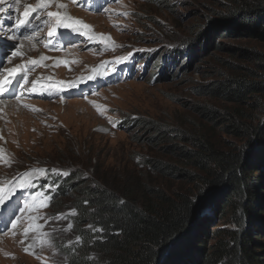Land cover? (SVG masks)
Listing matches in <instances>:
<instances>
[{
    "label": "rangeland",
    "instance_id": "obj_1",
    "mask_svg": "<svg viewBox=\"0 0 264 264\" xmlns=\"http://www.w3.org/2000/svg\"><path fill=\"white\" fill-rule=\"evenodd\" d=\"M21 1L0 4V83L17 81L16 93L0 96V264H100L91 246L100 229L80 209V194H61L58 185L71 171L85 177L97 171L168 193L194 190L186 178L156 167L162 161L176 171L193 170L164 148L179 139L150 141L154 132L141 122L199 126L197 102L225 105L201 92L230 72L222 58L230 59L233 48L264 55V40L217 36L225 48L212 45L201 58L184 45L200 28L213 31L212 10L234 0H109L98 10L58 0L65 16L88 27L70 26L80 41L50 49L47 33L56 24L47 13L60 12L57 2L32 13L48 23L23 36L17 29ZM29 36L27 53L20 46ZM18 49L22 54L14 55ZM38 88L59 94L45 97ZM80 90L84 94H73ZM134 118L141 122L128 126ZM216 136L226 138L219 131Z\"/></svg>",
    "mask_w": 264,
    "mask_h": 264
},
{
    "label": "trees",
    "instance_id": "obj_2",
    "mask_svg": "<svg viewBox=\"0 0 264 264\" xmlns=\"http://www.w3.org/2000/svg\"><path fill=\"white\" fill-rule=\"evenodd\" d=\"M212 14L213 31L200 28L183 42L195 47V58L212 45L225 48L217 36L264 40L262 1L234 0ZM232 53L222 58L230 72L201 89L225 105L197 102L199 126L126 122L149 127L150 141L179 139L164 148L193 170L176 166V171L162 161L156 167L186 178L194 190L168 193L97 171L90 177L71 171L58 185L61 194H80V209L100 229L91 242L100 264H264V55L243 48ZM218 131L226 138L218 139Z\"/></svg>",
    "mask_w": 264,
    "mask_h": 264
},
{
    "label": "snow or ice",
    "instance_id": "obj_3",
    "mask_svg": "<svg viewBox=\"0 0 264 264\" xmlns=\"http://www.w3.org/2000/svg\"><path fill=\"white\" fill-rule=\"evenodd\" d=\"M4 3H6V0H0V4H4ZM15 3H16V5H18L19 0H15ZM50 3H51V0H37V4L35 6H25L23 17L19 18V23L17 24V27H23V26L30 24L29 18L32 16V13L37 12L38 9L47 8ZM8 7L13 8L14 5L9 4ZM58 7L62 8L65 6L61 4V5H58ZM5 10H7V9H5ZM16 10L18 11V8H16ZM123 15H127V13H123ZM47 16L49 18H54L56 26H62V27L68 28L72 25H81V27H85V28L88 27L87 25H83L82 21H80L78 19H73L70 16H64L60 12H48ZM36 18L39 19L38 16ZM65 21H69V22H65ZM44 23L47 24L48 21L45 20ZM53 34H54L53 32H51V31L49 32V36H52ZM25 39H32V37L31 36L25 37ZM18 53H19V49L17 50V53H13V54L15 55ZM19 54H22V53H19ZM33 63H36V61H33ZM3 83L5 85H7L8 82L3 81ZM0 90H3V89H0ZM26 107H27V105H26ZM33 110L35 111L36 109H33ZM53 171H57V170H53ZM41 206H47V205L45 203H42ZM14 227H15V225H14ZM36 227L39 228V225H36ZM69 227H71V225H69ZM27 250L28 249H25V251H27Z\"/></svg>",
    "mask_w": 264,
    "mask_h": 264
},
{
    "label": "bare ground",
    "instance_id": "obj_4",
    "mask_svg": "<svg viewBox=\"0 0 264 264\" xmlns=\"http://www.w3.org/2000/svg\"><path fill=\"white\" fill-rule=\"evenodd\" d=\"M26 1H27V0H26ZM54 2H57V3H56V6H58V4L61 5L60 1H58V0H55ZM20 3L23 4L24 8H25V6H29V5H28L29 3H28V2L25 3V0L21 1ZM26 4H27V5H26ZM54 5H55V3H54ZM58 8H59V10H60V13H61L62 15H64V14H63V11H62V8H61V7H58ZM64 16H65V15H64ZM65 22H66V21H65ZM31 42H32V41H31L30 39L23 40V41H22V44H21V46H20L21 51L23 50V51L27 52V47L29 46V44H30ZM27 53H28V52H27ZM10 72H11V71H9V74H10ZM3 81H6V80H3ZM3 81L0 83V89H3V90H0V96H6V95L9 94V88H8L7 86H8V84H10L11 82H10V80H9V81H7V82H8L7 85H5V84L3 83Z\"/></svg>",
    "mask_w": 264,
    "mask_h": 264
}]
</instances>
